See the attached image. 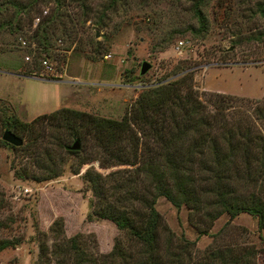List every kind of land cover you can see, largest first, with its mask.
I'll use <instances>...</instances> for the list:
<instances>
[{
  "label": "trees",
  "instance_id": "1",
  "mask_svg": "<svg viewBox=\"0 0 264 264\" xmlns=\"http://www.w3.org/2000/svg\"><path fill=\"white\" fill-rule=\"evenodd\" d=\"M117 1L109 0L112 5ZM189 2L196 24L193 31L203 35L207 18L202 8L207 0ZM249 13L264 19V0L256 1ZM90 16L93 27L103 29L106 8L94 10L88 0H0V41L8 43L5 35H12V40L22 35L28 45L34 44L25 48L30 60L37 62L39 55L47 56L55 38L70 44L76 25ZM263 31L250 38H259ZM93 35L86 52L91 60L93 51L101 47ZM187 68L177 62L171 77L141 85L118 119L63 106L28 122L14 115L0 116V129L18 137L40 118L65 128L77 140V148L90 135L100 156L90 155L80 165L101 158L98 166L103 171L88 163L80 173L90 192L85 217L106 219L120 232L110 249L100 253L94 251L92 236L79 232L66 236L60 218L54 219L46 234L52 238L51 248L41 232L32 264H49L51 259V264H255L253 245L222 241L227 221L215 232L209 233V228L221 214L229 220L244 212L255 217L257 229L264 233V100L218 92L200 99ZM22 73L34 74L30 68ZM0 143L15 147L1 138ZM63 147L69 153L77 151ZM58 174L50 169L40 179ZM159 196L176 210L184 207L196 236L210 235L211 242L198 250L195 239L175 235L154 207ZM8 243L0 240V249Z\"/></svg>",
  "mask_w": 264,
  "mask_h": 264
},
{
  "label": "rangeland",
  "instance_id": "2",
  "mask_svg": "<svg viewBox=\"0 0 264 264\" xmlns=\"http://www.w3.org/2000/svg\"><path fill=\"white\" fill-rule=\"evenodd\" d=\"M256 1L207 0L202 8L207 30L201 35L193 31L196 24L189 0H118L113 5L109 0H88L94 10L106 8L105 26L94 28L90 16L76 25L70 44L55 38L46 50L56 72H62L55 76L40 75L35 58L30 60L27 54L29 60H25L26 48L12 40V35H5L3 40L8 43L0 41V116L14 115L28 122L63 106L118 119L141 85L171 77L177 62L188 65L190 83L200 99L218 92L262 102L264 34L250 38L264 30V19L249 13ZM92 32L101 45L93 51V60L86 57ZM179 38L186 43L175 51L173 46ZM105 54L109 57L104 58ZM142 60L149 66L140 74ZM28 68L34 74L22 73ZM29 127L28 133L19 135V145L10 148L0 143V240L9 241L0 249V264H32L41 232L45 233L44 244L51 248L52 238L46 234L52 220L58 218L64 235H90L95 240L94 251L107 252L120 232L106 219L85 217L90 192L80 173L88 163L103 171L98 166L101 158L80 165L90 155L100 156L90 135L84 134L81 147L69 153L63 145H70L73 138L62 126L40 118ZM50 169L59 174L40 179ZM154 207L175 235L195 239V249L211 242L210 235L196 236L186 221L184 207L176 210L162 196L156 198ZM226 221L222 241L253 245L257 250L255 264H264V242L259 235L264 237V233L257 229L255 217L242 212L227 220L221 214L209 233Z\"/></svg>",
  "mask_w": 264,
  "mask_h": 264
},
{
  "label": "built area",
  "instance_id": "3",
  "mask_svg": "<svg viewBox=\"0 0 264 264\" xmlns=\"http://www.w3.org/2000/svg\"><path fill=\"white\" fill-rule=\"evenodd\" d=\"M45 12V9L42 11ZM37 20V17L34 18V22ZM16 40L18 42V45L20 47H27V46H33L34 44L31 43L30 45H28V42L25 40V38L21 37V36H17ZM186 40L183 38H179L175 41V44L173 46V49L175 51L179 50L180 48H182L183 46H185ZM104 58L109 57V54H105L103 55ZM23 58L25 60H29V57L27 54H25L23 56ZM37 63L39 66V72L40 75H45V76H55V75H60L62 74V72L58 71L56 72L55 67L53 65V63L49 60V58L47 56H45L44 54H41L37 57ZM63 69V68H62Z\"/></svg>",
  "mask_w": 264,
  "mask_h": 264
},
{
  "label": "water",
  "instance_id": "4",
  "mask_svg": "<svg viewBox=\"0 0 264 264\" xmlns=\"http://www.w3.org/2000/svg\"><path fill=\"white\" fill-rule=\"evenodd\" d=\"M149 66V64L142 60L140 62V65H139V70L138 72L141 74L143 73L147 67ZM0 138L14 146H17L21 143V138L18 137L17 135H15L13 132H11L10 130L8 129H3L2 132H1V135H0ZM78 144H77V140L74 139L72 141V143L69 145V149H75L77 148Z\"/></svg>",
  "mask_w": 264,
  "mask_h": 264
}]
</instances>
